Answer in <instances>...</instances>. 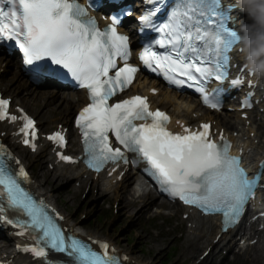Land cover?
Instances as JSON below:
<instances>
[{
	"label": "snow or ice",
	"instance_id": "1",
	"mask_svg": "<svg viewBox=\"0 0 264 264\" xmlns=\"http://www.w3.org/2000/svg\"><path fill=\"white\" fill-rule=\"evenodd\" d=\"M145 3L154 5L156 0ZM159 11V7L146 9L139 22L159 34L155 44L162 51L145 47L139 60L170 85L194 89L204 105L219 109L223 89L210 95L205 84L228 78L229 52L240 40L238 32L227 26L229 10L222 7V0H176L166 21L156 25L153 18ZM120 23L113 17L111 25L101 30L77 0H0V41L14 42L27 65L49 60L87 91L90 102L76 119L87 167L100 172L109 162L128 164L126 153H134L146 162L162 191L205 214H221L226 231L239 222L254 195L255 181L241 167L240 157L230 155L231 144L223 132L219 143L212 138L210 123L200 124L198 130L182 125L183 132L174 133L168 128L169 115L151 110L147 97L134 95L109 103L132 85L139 71L129 63V37L118 32ZM118 60L123 66L118 67ZM241 84L239 77L231 80L234 87ZM9 105L8 99L0 98V121L21 119L22 143L35 150V122L26 114H10ZM110 134L123 151L113 147ZM48 139L60 147L66 144L59 131ZM59 158L76 162L63 154ZM12 164L20 162L0 144V221L35 241L23 252L39 258L41 264H53L57 254L67 258L62 264H121L107 242L94 241L100 249L96 251L74 235H66L57 223L63 218L51 215L44 201H37L22 186L30 182L29 174ZM6 209L25 219H8Z\"/></svg>",
	"mask_w": 264,
	"mask_h": 264
},
{
	"label": "rangeland",
	"instance_id": "2",
	"mask_svg": "<svg viewBox=\"0 0 264 264\" xmlns=\"http://www.w3.org/2000/svg\"><path fill=\"white\" fill-rule=\"evenodd\" d=\"M2 59L4 58L0 57V62L3 61ZM13 65L6 66L5 73L0 76V79H2V81H0V89L4 92V94L8 93L13 96L18 90H12L10 87H6V83L8 81H12V83L9 85L14 87L17 86L24 97H29L26 91L27 89L31 88H29V86H25L22 82L23 80L19 79L18 81H15V78L12 77V72L14 71ZM35 89L37 91L52 90L50 88L47 89L44 87H37ZM49 95L51 97V93ZM20 102L29 113L36 117L39 126L44 131H47L51 128L53 122L57 120L60 112H62H55L57 106L61 102L58 99H54L50 102L48 101L44 105V112L42 114H38L36 112V107L42 103L39 97L34 101L31 100L30 103L29 101L28 103L22 102V100ZM17 151L19 152L28 169L31 170L34 176H36L39 181H42L45 187L49 189L50 194L59 210L62 211L64 215H67V217L75 223L80 231L85 232L87 235L111 242L122 252L132 257L133 260L139 262V264H189V262L195 256L197 257L201 253V243L197 248L189 247L186 240L184 241L183 239L175 238V231L172 233H165L166 229L162 228V232L159 235L160 237L158 236V238H155L153 228L149 226V223H144L146 216L142 217V214H139L140 217L139 215L134 217L135 212L138 209L137 205L131 207L129 205L126 206V212L130 216L120 214V211L116 208L118 214L111 217L110 213H106L107 217H105L104 220L102 215L105 214L103 213L105 209L100 207V200L93 203L92 200H90L89 195H87L84 197V199L75 197L72 201L70 196L73 195L69 196V194L65 193L67 188L65 183L50 178L51 175H47L46 172L42 171L44 169L42 165V170L40 166L37 167V164L40 163V161L36 158V156L29 155L25 152H20L21 150ZM46 178L49 180L48 183L44 181ZM122 194V190L116 192L117 196H121ZM119 198L124 200L123 197ZM105 201L109 204L112 202L111 200ZM121 206L122 204H120V207ZM138 217L139 219L137 220ZM174 223L175 222L173 221V224ZM188 249L190 250L188 251ZM256 257L258 260H262L258 258V255L255 254L254 257L249 259L245 258L243 261L246 264H252L251 261ZM213 263L214 259L210 261L205 260L203 262V264Z\"/></svg>",
	"mask_w": 264,
	"mask_h": 264
},
{
	"label": "bare ground",
	"instance_id": "3",
	"mask_svg": "<svg viewBox=\"0 0 264 264\" xmlns=\"http://www.w3.org/2000/svg\"><path fill=\"white\" fill-rule=\"evenodd\" d=\"M5 61H7L8 64H10V62L7 58H5ZM12 75H13V78H15V81L19 80L18 79V73L15 70L12 72ZM20 75H21V73H20ZM144 82H145V80H142L140 82V78H137L138 84L139 83L143 84ZM7 83L11 84L12 81H8ZM258 85H260V84H258ZM261 85H262V83H261ZM21 93L22 92L20 90H18L13 95L14 98L19 99V100L21 99L22 102H25V103H28V101L30 103L31 100L34 101L38 97L41 99L42 103L38 107H36V112L38 114H42L44 112V105L48 101L50 102V101H53L54 99H58L61 101L60 104L57 106L55 111L64 112V116H67L72 111L73 108L76 109L79 106L78 101L73 102V99H72L73 94L68 93V92L64 93V92H58V91H54V90L37 91L35 88H31V89H27V91H26V93L29 97H24L23 94H21ZM50 93L53 94L51 97L49 95ZM78 94H79V92L75 93V95H78ZM152 100H153V102H155V105H158L160 103L158 97H153ZM161 100H162V105L164 106V108L167 107L168 105L171 106L169 111L173 114L174 117H185V116H187V114L185 112V105L187 102L182 96H178L177 94H175L173 92H170V93L161 92ZM231 116L233 117L231 126H232L233 130H238V124H239L238 116L232 115V114H224V115L215 114V117L217 118V121L219 122L220 126H226L225 121L230 122L229 119L231 118ZM0 129H2V128H0ZM250 131L254 132V134H255V127L253 125H251L249 129H247L246 134L249 133ZM254 138H256V137L254 136L251 139H249V143L244 142L243 150L245 151V155L247 156L248 159L253 158L254 160H257L260 158L261 153H264V147H263V151L259 153L256 150L257 146L253 145L251 142ZM9 140H12V138H9ZM260 143L261 142L259 141L258 144L260 145ZM76 176H77V173H74L73 177H76ZM71 178H72V174L70 172H62L61 173V179L60 180H63L65 182H69L71 180ZM44 181L46 183L49 182L48 178L44 179ZM34 187H35L36 192L41 193V194H48V191L46 190L42 181H37V184L34 185ZM122 192H124V190H122ZM47 196H44V197H46V199L49 202L53 203L54 202V200L52 199L53 197L49 198ZM123 198H125V196H123ZM191 216L192 215L190 214L188 219H190ZM192 219L195 223L199 224L200 227L197 229L193 225L192 227L190 226L188 228V230L191 232V235H192V237L186 239L188 246L193 247V248L194 247L197 248V246L199 247V244L201 243V249H202L201 253L204 250H207V248H209V252L207 253V255L205 256V258L203 260L208 259V258H212L215 254L214 251L216 249H218V245L223 243V241L227 238V236L229 235L230 232L222 235L221 240L217 244L213 245L211 241L213 240V236L216 234L217 231L215 229H213L212 221L210 219L198 220V219L193 218V217H192ZM65 225L69 226V227H74L75 230L79 229L75 225V223L73 221L71 222V220L68 218H66ZM259 243H260V245H258L256 247L254 254L258 255L259 259H262L263 255L261 252V248H262V246H264V235H262L261 238L259 237L257 244H259ZM4 249H5L4 247L0 248V251H2ZM245 250H248V248H246ZM201 253L195 259H198V257L201 255ZM0 255L9 256V255H11V251L10 250L3 251L0 253ZM195 259L190 264H194ZM133 261H134V264H139V262H137L135 260H133ZM251 262H252V264H261L260 260H258L257 257L255 259H253ZM142 264H149V263H142Z\"/></svg>",
	"mask_w": 264,
	"mask_h": 264
},
{
	"label": "clouds",
	"instance_id": "4",
	"mask_svg": "<svg viewBox=\"0 0 264 264\" xmlns=\"http://www.w3.org/2000/svg\"><path fill=\"white\" fill-rule=\"evenodd\" d=\"M234 6L250 21L239 40L244 66L251 75L264 77V0H235Z\"/></svg>",
	"mask_w": 264,
	"mask_h": 264
}]
</instances>
